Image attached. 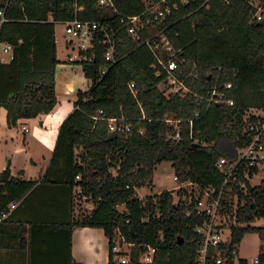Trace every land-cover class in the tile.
Wrapping results in <instances>:
<instances>
[{"label":"trees","instance_id":"obj_1","mask_svg":"<svg viewBox=\"0 0 264 264\" xmlns=\"http://www.w3.org/2000/svg\"><path fill=\"white\" fill-rule=\"evenodd\" d=\"M202 1L183 5L177 1V8L163 20H152L149 29L157 26L163 30L177 50L178 76L184 78L192 72L186 83L194 92L204 95L216 81L219 86L229 82L225 93L233 100L232 106H206L191 94L165 95V75L156 74L154 58L141 43L148 36L147 29L140 30L136 39L123 26L124 17L144 11L141 0H114L118 12L98 8L96 0H77L81 11L73 0H0L12 19L2 25L0 39L15 46L11 62L0 65V108L7 110L9 124L47 113L56 104V22L77 16L116 28L118 59L104 75H99L106 64L101 45H96L91 62H80L91 85L77 92L74 109L59 127L41 178L43 183L67 185L74 197L92 202L89 210L69 224V230L101 228L109 241L107 264H146L139 257L149 245L158 247L151 264H196L195 227L201 218L186 216L181 192L175 203L169 190L141 199L135 189L150 184L156 166L164 161L170 162L181 182L218 186L223 174L215 167L217 159L234 158L249 141L243 133L245 111L264 108V0H257L260 20L255 18L254 0H208L199 8ZM129 83H134L133 90ZM196 109L200 110L198 117L193 116ZM98 110L106 117H123L129 130L109 131L105 120L93 118ZM164 119L183 120L178 139L173 138V127ZM194 139L205 144L194 143ZM36 183L11 176L8 168L1 172L0 213L21 201ZM76 186L81 187L80 194L75 192ZM245 200L236 212L241 225L231 227V241L221 246L228 259L246 232H257L264 241V226L253 225L264 218V180L249 188ZM119 205L124 210H118ZM116 232L138 247V254L130 252L127 263L113 259ZM258 258L264 263V253ZM245 261L239 259V264Z\"/></svg>","mask_w":264,"mask_h":264},{"label":"built area","instance_id":"obj_2","mask_svg":"<svg viewBox=\"0 0 264 264\" xmlns=\"http://www.w3.org/2000/svg\"><path fill=\"white\" fill-rule=\"evenodd\" d=\"M77 11H81L82 7L77 6V0H73ZM177 1L180 4H186L192 0H141L144 4V11L141 14L124 17L123 26L125 32L132 38L139 39L138 32L147 29L148 36L141 43L144 44L151 52L156 69V74L165 75V86L167 91L165 95H179L185 97L191 94L195 97V101H205L206 106L209 105H226L232 106L233 100L226 97L225 89L230 87L229 82L218 84L216 81L211 87L206 89L204 95H198L186 83V78H179L178 74L181 68L175 59L177 50L173 48L163 30L153 32L149 29L152 20H163L168 17L173 10L177 8ZM227 1V0H224ZM208 0H203L199 8L206 5ZM95 5L98 8H108L114 12H118L114 0H96ZM256 10L257 6L252 4ZM260 8V7H259ZM7 6H0V32L4 23L12 19L6 16ZM255 18H262L261 12L255 13ZM51 19V18H50ZM64 23V41L70 49H74L77 53L79 62H91L94 58L96 45L104 47L103 58L106 61L99 69V75L106 73L108 67L117 61L116 53V28L108 22H101L91 19H80L74 16L72 19L63 21ZM21 43V40L18 41ZM13 44L0 39V65L8 64L14 57ZM81 64V63H80ZM194 78L197 75L194 74ZM129 88L133 90L134 83H129ZM220 88V89H219ZM135 93L134 91H132ZM139 107L141 103L138 102ZM102 110H98L94 119H102L107 122L109 131L122 132L129 130V125L124 124L123 117H106L102 114ZM200 110L196 109L193 113L194 117H198ZM173 127V138L180 137V123L182 119H164ZM191 125L192 120H188ZM243 133L249 137L248 143L236 151L234 158L219 157L215 163V167L223 174V179L218 186L209 184L200 186L190 180L179 181L173 173V179L177 183L175 186L176 193L173 196L176 203L181 192L182 200L186 203V216L194 214L201 218V222L196 225L195 231L198 235L196 241V264H239L236 262V250L233 249L232 258L228 259L226 255H222L221 246L231 241V227L241 225L237 222L236 212L245 205V196L248 194L250 187L255 185L252 183L254 176L264 167V108H250L245 111L243 117ZM25 130L26 128L23 127ZM194 143L204 145L202 140L194 139ZM255 169V170H254ZM112 173L115 170L111 171ZM79 180V176L75 177ZM75 192H82L80 186L75 187ZM17 203H11L0 213V224L3 223L11 214ZM228 232L227 236L225 233ZM159 240L162 239V233H158ZM134 244L125 240L118 232L113 239L112 252L114 261L117 263H127L130 260L131 247ZM157 246H146V249L140 255V261L151 264L154 254L157 252ZM245 264H264L260 259L255 257L252 263Z\"/></svg>","mask_w":264,"mask_h":264},{"label":"crops","instance_id":"obj_3","mask_svg":"<svg viewBox=\"0 0 264 264\" xmlns=\"http://www.w3.org/2000/svg\"><path fill=\"white\" fill-rule=\"evenodd\" d=\"M55 41L54 107L14 124L8 123L7 110L0 108V173L8 168L13 177L37 181L0 224V243L5 244L0 247V264H107L109 259V241L101 228L69 230L80 202L69 186L41 182L61 123L73 111L77 92L91 85L77 53L64 41L66 57L59 58L56 33Z\"/></svg>","mask_w":264,"mask_h":264},{"label":"rangeland","instance_id":"obj_4","mask_svg":"<svg viewBox=\"0 0 264 264\" xmlns=\"http://www.w3.org/2000/svg\"><path fill=\"white\" fill-rule=\"evenodd\" d=\"M253 4L257 6V13L261 12L259 8V2L257 0L253 1ZM153 32L160 31L157 26H153ZM162 30V29H161ZM55 33L58 36V57L64 58L66 57V48L64 47V23L63 21H59L55 23ZM69 50L76 53L74 49ZM192 72L188 73L184 78L186 80L191 76ZM192 89V88H191ZM115 173V172H114ZM262 180H264V167L257 173L256 176H254L252 183L255 185L259 184ZM177 183L173 179V169L171 167L170 162L164 161L161 162L156 166V169L154 171L153 180L150 184H146L142 187H138L135 189L136 196L144 199L148 195H154L157 193H161L162 191L169 190L172 192L173 196L176 193L175 186ZM77 210L75 211L76 216L80 213H83L84 211L89 210L92 207L91 201H84L80 200L78 203ZM118 210H124L123 205H119ZM79 213V214H78ZM253 225L257 226H264V218L257 219L253 222ZM228 232L225 233V236H227ZM236 255L235 260L236 262L239 259H245L248 263H252L253 259L257 257L260 253H264V241L259 238V235L257 232H246L240 243L235 246ZM132 253L138 254V247L133 246L131 247ZM140 258V257H139Z\"/></svg>","mask_w":264,"mask_h":264},{"label":"water","instance_id":"obj_5","mask_svg":"<svg viewBox=\"0 0 264 264\" xmlns=\"http://www.w3.org/2000/svg\"><path fill=\"white\" fill-rule=\"evenodd\" d=\"M182 241V239L179 237V242H181Z\"/></svg>","mask_w":264,"mask_h":264}]
</instances>
